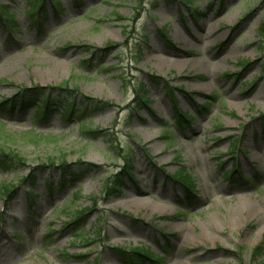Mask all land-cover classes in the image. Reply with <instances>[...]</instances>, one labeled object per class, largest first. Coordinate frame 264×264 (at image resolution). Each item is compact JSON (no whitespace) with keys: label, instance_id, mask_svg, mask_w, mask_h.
<instances>
[{"label":"rangeland","instance_id":"rangeland-1","mask_svg":"<svg viewBox=\"0 0 264 264\" xmlns=\"http://www.w3.org/2000/svg\"><path fill=\"white\" fill-rule=\"evenodd\" d=\"M29 2L0 0V102L68 83L110 106L0 110V264H264V0H48L40 25Z\"/></svg>","mask_w":264,"mask_h":264},{"label":"trees","instance_id":"trees-1","mask_svg":"<svg viewBox=\"0 0 264 264\" xmlns=\"http://www.w3.org/2000/svg\"><path fill=\"white\" fill-rule=\"evenodd\" d=\"M29 15L30 17L40 25L44 21V9L46 7V4L48 0H29ZM77 4L81 2V0H74ZM56 2V0H54ZM74 2V3H75ZM59 7V3H58ZM3 6H0V17L5 21V23L11 22L13 20L12 15H10V12H8V9L6 7L5 11H2ZM198 10H195V13L199 15L200 13L197 12ZM200 16V15H199ZM93 48H88L87 51L92 52L93 55H95L96 52H103V50H95L92 51ZM90 61H83L82 64H89ZM242 66H247V64H242ZM67 85H62L57 88L55 97L53 95L49 94L48 96L44 92H39L38 88H35L34 90H28L23 88L22 92L16 96L11 101L7 102H0V110L3 114H12L14 110L23 111L27 108L34 107L37 109L38 117L40 120H47L52 114L58 113L60 114V117L62 121L66 122H73L78 121L82 124L86 123V120L91 118V116L95 112H100L107 107L110 106L109 103L103 102V101H94L88 98H80V101H78V91L75 90L77 93L69 91L67 89ZM40 94V95H39ZM42 95V96H41ZM41 96V102L39 97ZM144 103L149 102L148 100L141 99ZM84 135L88 139H97V135H99V132L97 130L88 129L84 130ZM170 133L165 132L163 134V138L170 139ZM17 158L11 157V154H7L4 151L0 150V169L9 172L11 169H15L19 167V163L17 162ZM51 166H53V163H51ZM58 167L63 171L64 176L71 175L74 178V182H80L79 177L82 176V173H78V171L71 170V166L67 165L65 162L60 163ZM131 172V171H130ZM129 175V172H123L122 176L118 175L116 176L114 186H108L107 193L110 195L116 194V192L120 191L121 185H123V179L125 176ZM124 176V177H123ZM174 178H176L177 184H180L184 187V189L188 193H193L194 188L190 180L181 175H177ZM31 178L24 179V183H27L28 180ZM32 188L31 191L33 192L36 188V185L32 181ZM65 186L64 183L60 184L59 188H63ZM4 188V187H3ZM5 191L7 194L10 193V190H7L5 188ZM80 192H77L75 194L74 199L77 200L79 198ZM86 214V213H85ZM85 214L78 213V221L84 218ZM76 220V221H77ZM76 238L78 240H82L85 238V234L79 233L76 235ZM137 257V260L143 262L144 260H150L152 255L148 252V250L143 249H136L133 252H131ZM253 254L256 256H259L261 254V247L258 246L254 249ZM130 254H128V257ZM132 264H142L138 263L136 259H133L129 257Z\"/></svg>","mask_w":264,"mask_h":264},{"label":"bare ground","instance_id":"bare-ground-1","mask_svg":"<svg viewBox=\"0 0 264 264\" xmlns=\"http://www.w3.org/2000/svg\"><path fill=\"white\" fill-rule=\"evenodd\" d=\"M211 34V35H210ZM214 36V32L212 31L211 33L205 35V34H202L201 37H200V41H205L207 39H209L210 37H213ZM78 91V89H76ZM5 255V254H3Z\"/></svg>","mask_w":264,"mask_h":264}]
</instances>
